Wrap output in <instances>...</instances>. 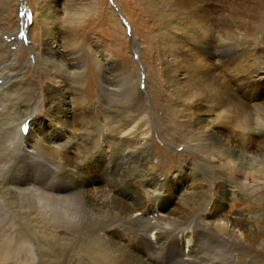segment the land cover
<instances>
[{"label": "bare ground", "instance_id": "1", "mask_svg": "<svg viewBox=\"0 0 264 264\" xmlns=\"http://www.w3.org/2000/svg\"><path fill=\"white\" fill-rule=\"evenodd\" d=\"M52 1H55L52 9L43 3L38 9L43 52L35 55L34 49L29 48L30 54L35 55V66L47 75L36 78L34 84L27 80V70L18 65L19 52L25 48V43L17 46L20 40L14 33L7 26L0 28V222L8 225L7 230L0 232V264H68L70 261L77 264H163L157 262L154 255L158 251L155 248L162 246L168 250L165 264H220L216 252L202 246V237L209 232L221 240L237 243L240 236L237 237L238 232L233 227L220 223L207 211L206 199L200 201L204 208L198 210L192 220L188 218L174 232L155 231L153 239L149 232L162 220L161 215L154 212V193L144 184L108 181L106 175L111 159L117 158L120 167L142 165L140 154L146 151L149 141L145 134H149L150 129L142 130L143 122L149 117L141 110L143 106L138 100L147 90L142 91L139 84H133L131 74H127L126 81L136 88L138 95L133 99L132 88H126L133 114L124 116L126 111L121 100L113 98L116 89L110 86L106 69L97 61L88 69L81 65L82 46L75 36L63 29V21H58L63 4L57 7L62 0H49ZM67 1L70 0L65 3ZM140 1L158 20L155 21L156 31L151 35L152 48L161 56L164 82L176 104L178 132L172 133L170 145L184 147L181 135L186 132L192 136L185 143L186 150L193 148L195 143L191 141L203 138L208 148L206 155L194 158L198 164L228 174L235 185L230 188L234 195L245 188L249 189L248 194H264V165L256 167L257 162H252L248 167L247 163L240 164L237 156L238 151L255 156L257 151H263L264 142V102H261L264 101V66L256 65L254 59L264 54V46L260 45H264V32L247 38L251 23L242 16L246 0H193L194 8L190 7L188 13L195 14L189 15L188 21H183L187 16H183L185 11H181V16L164 12L168 8L162 9L159 0ZM189 1H173L174 9H185ZM83 3L92 5L93 11L100 4L98 0H79L80 6H84ZM143 31L144 38L150 37L151 29ZM233 36L243 39L240 49L234 46ZM92 67L96 73H101L97 81ZM135 73L141 79L139 71ZM252 78L256 80L251 81ZM237 86L239 89L234 90ZM159 90L155 89L157 92L152 94L151 101L157 98ZM75 91L81 94V109L64 107L62 116L53 112L61 110L65 104L63 97ZM54 94L62 97L49 110L47 103ZM234 94L246 98V105L255 114L251 124L237 113L239 105H234ZM36 110L43 113L42 119L32 118L30 132L24 135V124ZM70 114L83 118L93 114L99 122L95 128L84 124L75 128ZM124 118L135 120L142 131L134 134L133 126L125 132L129 125L123 124ZM51 126V132L44 130ZM28 137H37L36 141H40L28 144ZM46 139L54 150L45 143ZM126 145L129 146L124 148ZM257 146H260L258 150ZM15 151H18L16 155ZM160 151L162 158L166 152ZM24 158L31 162L26 164ZM93 161H100L103 180H84L82 169L89 168ZM73 165L75 167L70 168ZM40 166L52 172L55 179L48 183L40 180L37 175ZM244 166L248 174L244 173L242 178L243 173L239 175L234 169L242 167L245 172ZM99 182L101 184L95 186ZM88 184L94 185L87 188ZM136 186L148 198L147 206L128 211L115 208V199H129L123 191H128L130 200L136 199ZM131 187L133 194L129 192ZM118 188L120 196L116 194ZM108 229H113L120 237L132 238L140 256L137 253L133 259L125 258V252L111 242ZM183 238L192 241L188 250H184ZM237 257H232L233 264L237 263Z\"/></svg>", "mask_w": 264, "mask_h": 264}, {"label": "rangeland", "instance_id": "2", "mask_svg": "<svg viewBox=\"0 0 264 264\" xmlns=\"http://www.w3.org/2000/svg\"><path fill=\"white\" fill-rule=\"evenodd\" d=\"M98 1L100 4H98V8L93 11L92 5L91 7L88 4L85 5L86 2L82 4L84 6H80L79 0H70L66 3L65 0H62L57 7L59 8L63 4L59 8L61 13L58 15V21H63V29L72 36H75L82 46L80 63L85 69H88L96 61L104 66L110 86L116 89L113 98L121 100V106L123 110L126 111L123 113L124 116L133 114L130 110L132 102L129 101V97L127 96V89H129V87L132 88L131 96L132 98L134 97L133 99L138 95L136 88L130 86V83L126 81L125 77L127 74H131L133 84H139V88L142 91L147 90V93L142 94L138 100L139 102L141 101L143 106L141 110L149 117L147 122H143L144 124L142 127H145L142 129L135 120L126 118H124L123 124L129 125V127L125 129V132L128 129H132L134 126L136 128V130L133 131L134 134L146 130V127L150 129L149 134H145L149 141L146 151L143 150L144 152L142 151L143 153L140 154L142 165L120 167L117 166V158V160L111 159L108 170L109 174L107 173L106 175L108 181L114 182L115 184L121 182L139 183L140 186L144 184L145 188L154 193V212H158L162 220H158L159 223H156L157 226L149 232L153 239H155V231L165 232L168 230L174 232L176 227H182L188 218L192 220L197 211L204 208V206L200 204V201L206 199L209 203L207 211L214 214V217H216L215 219H219L220 223L222 222L233 227L238 232L237 237L238 235L240 237H238L237 243L235 241L231 243L206 232L202 237L203 240L201 239L203 243L202 246L208 247L213 253L216 252L214 254L217 256L216 259L220 264H233L234 258L232 257L235 255H238L236 264H264V194L258 193L261 197L255 196L254 193L248 194L249 189L245 188L241 192H238L239 194L237 193L234 195L230 188L235 185L232 180L228 179V174H224L223 170H212L198 164L194 158H200V156L206 155L205 153L208 148L206 140L203 138L195 139L196 141L193 140L194 142L191 141L193 144L195 143L193 148L189 147L186 150L185 143L189 137H192L186 132L181 135L184 139V147L176 146L175 144L170 145V142H172V133L178 132L176 122L178 118L175 111L176 104L173 100V96L168 92L164 82L165 72L162 68L161 56L158 55L157 49H155L154 52L152 48L153 42L151 35L156 31L155 21H158L157 18L151 16L146 6L140 0ZM159 1L161 5L164 3L165 6L167 5V7L164 5H162L163 7L160 5V7L162 9L168 8L164 12L171 14V16H181V11H185L183 16H187L184 17L185 19L183 18V21H188V19H190L188 16L195 14V12L191 14L188 13L190 7L194 8L193 0H190L183 10L177 7V9H174L175 2L173 1L175 0H172L171 4V0ZM161 1L164 3H161ZM41 3L46 6L49 4L50 6L47 7L51 9L52 6L55 7V1L49 2V0H0V28L7 26L14 33L16 38L20 40L16 43L17 46L20 42L25 43V48L19 52L18 65L24 71L27 70V80L31 81L32 84H34L36 78L42 79L44 76H47L35 66L36 52H43V46L40 44L39 38L42 20L38 9ZM172 5H174V7ZM170 9L173 13L169 12ZM242 16L251 23V26H249L250 31L246 35H250V37L247 38L252 39L255 34V36H258V32H264V0H246L244 14ZM148 29H151L150 37L144 38L143 30ZM30 35L32 37H30ZM232 38H237L233 40V43L236 49H240V45L243 44V39L240 38V36H233ZM7 40L10 41V39ZM13 41L14 39L12 38V42ZM260 45L264 46L263 44ZM30 47L34 49L35 55L30 54ZM259 49L260 47L258 51ZM29 58L31 60L30 62ZM254 59L256 65L264 66V54L257 55ZM93 68L95 67L91 69L93 70ZM95 70H93L92 75L95 76L94 79L97 81L100 79L101 73H96ZM137 70L140 73L141 79L137 78V74L135 73ZM255 80V78L251 79V81ZM157 88H160L157 98L153 97V101H151L152 94L157 92L155 91ZM236 89H239V87L237 86L234 88V90ZM39 90H41L40 85ZM59 97L62 96L60 94L51 96L47 103L49 110L50 107L53 108L54 103ZM63 99L65 100L63 108L53 112L62 116L65 108L71 110L81 109L80 102L82 99L79 91H77V93L75 91L71 93L69 97L67 95L63 97ZM143 100H145L146 103L145 101L143 102ZM233 100L234 105H239L237 113H241L245 121L251 124L255 114H253L249 106L246 105V98L241 97L239 94H234ZM91 105H95V103ZM42 114L43 113L40 114L39 110H36L33 115L27 119L22 129L24 135L30 132L31 119H42ZM70 115L71 119L75 120L73 122L75 128L83 124L87 127L95 128V124L98 121V119H94L93 114H87L85 118H83V116L78 117V115ZM72 115L74 116L73 118ZM100 123H102V121ZM74 126L72 127L74 128ZM49 129V132H51L53 126L44 128L46 131ZM239 130L243 132L242 129ZM134 134L129 135L134 136ZM195 136L197 137V135ZM36 138L37 137H28L27 143L34 144L39 142L40 140L37 139L36 141ZM40 143L44 145V142ZM45 143L49 145L50 149H55L53 144L47 141V139ZM78 143L79 141L76 144ZM127 146L129 145L124 146V148ZM259 148L260 146H257V150ZM261 148L264 151V142ZM160 149L163 153L166 152L162 158ZM263 151H257L254 154L256 157L253 155H245L243 152L238 151V160L240 164L244 165L247 163L248 167L250 164H253L252 162H257L254 164L256 167H259L260 165H264ZM17 152L18 151H15L14 155H16ZM24 161L26 164L31 162L26 158H24ZM74 167L75 165L70 168ZM100 167V161H93L89 168L82 169V172L85 173L84 180L94 181L96 178L103 180L104 177L101 176L103 172ZM239 168L240 172L238 171ZM239 168L236 170L234 169V171L240 173L239 175H241L242 172V178L246 173L248 174L246 166H244L245 172H243L242 167ZM70 171L71 169L69 172ZM253 173L257 176L258 172L254 170ZM37 175L40 180L45 183L55 179V175L43 166H40ZM239 177L241 178V176ZM94 184H88L87 188H91ZM100 184L99 182L95 184V186ZM129 192L133 194L132 187ZM119 193L120 191L118 188L116 189V194L120 196ZM123 194L127 195L129 199L122 197L115 199V201H113L115 208L125 211L131 210L133 207L140 209L142 206H147L149 202L144 191L140 189L139 186H136L134 191L135 200H130L128 191H123ZM210 220L213 221L211 216ZM1 223L2 222H0V227L2 228L0 232L7 230V223L3 222L5 226ZM107 234L111 242L115 243L125 252V258L133 259L137 253L140 256V253L137 252V247L132 243L134 242L132 238L126 236L120 237L114 233L113 229H108ZM183 242L184 250H188L192 241L183 238ZM155 249L158 250H155L156 252L154 254L155 257L157 256L156 261L165 264L168 258L166 254L168 250L166 251V248L163 246L156 247ZM155 257L154 259H156ZM70 262V264H77V262ZM21 264H29V262H22Z\"/></svg>", "mask_w": 264, "mask_h": 264}]
</instances>
